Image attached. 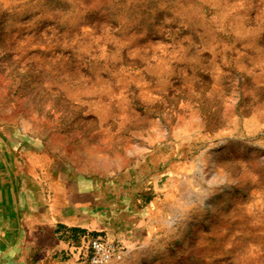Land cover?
I'll return each instance as SVG.
<instances>
[{
	"label": "rangeland",
	"instance_id": "rangeland-1",
	"mask_svg": "<svg viewBox=\"0 0 264 264\" xmlns=\"http://www.w3.org/2000/svg\"><path fill=\"white\" fill-rule=\"evenodd\" d=\"M0 139L49 179L134 172L136 226L68 229L80 264L89 236L113 264H264V0H0Z\"/></svg>",
	"mask_w": 264,
	"mask_h": 264
},
{
	"label": "crops",
	"instance_id": "crops-1",
	"mask_svg": "<svg viewBox=\"0 0 264 264\" xmlns=\"http://www.w3.org/2000/svg\"><path fill=\"white\" fill-rule=\"evenodd\" d=\"M8 151L0 139V264H80L68 229L123 240L142 215L131 168L90 177L59 171L49 179Z\"/></svg>",
	"mask_w": 264,
	"mask_h": 264
},
{
	"label": "built area",
	"instance_id": "built-area-1",
	"mask_svg": "<svg viewBox=\"0 0 264 264\" xmlns=\"http://www.w3.org/2000/svg\"><path fill=\"white\" fill-rule=\"evenodd\" d=\"M86 242L88 264H105L116 250L113 242L102 237H89Z\"/></svg>",
	"mask_w": 264,
	"mask_h": 264
},
{
	"label": "bare ground",
	"instance_id": "bare-ground-1",
	"mask_svg": "<svg viewBox=\"0 0 264 264\" xmlns=\"http://www.w3.org/2000/svg\"><path fill=\"white\" fill-rule=\"evenodd\" d=\"M246 222V221H245ZM249 225V224H248ZM253 226V225H252ZM254 229V228H253ZM261 229V228H260ZM255 254V253H254ZM240 257V256H239ZM241 258V257H240ZM243 258V257H242ZM244 264V263H243ZM259 264V263H258Z\"/></svg>",
	"mask_w": 264,
	"mask_h": 264
},
{
	"label": "trees",
	"instance_id": "trees-1",
	"mask_svg": "<svg viewBox=\"0 0 264 264\" xmlns=\"http://www.w3.org/2000/svg\"><path fill=\"white\" fill-rule=\"evenodd\" d=\"M71 230H72V231H75L76 229H75V228H72Z\"/></svg>",
	"mask_w": 264,
	"mask_h": 264
}]
</instances>
